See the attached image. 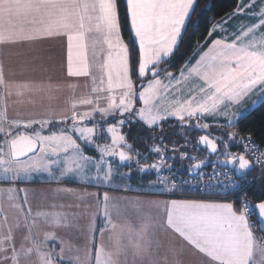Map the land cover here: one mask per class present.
I'll return each instance as SVG.
<instances>
[{
  "label": "snow or ice",
  "instance_id": "1",
  "mask_svg": "<svg viewBox=\"0 0 264 264\" xmlns=\"http://www.w3.org/2000/svg\"><path fill=\"white\" fill-rule=\"evenodd\" d=\"M196 5L197 0H126L131 35L125 42L118 0H0V48L64 38L66 74L84 78L88 89L73 95L69 110L59 116L53 110L41 118L10 119L7 97L41 93L51 85L7 79L0 60V184L10 185L0 188V264H184L185 250L199 258L197 264H264V235H257L264 234V198L253 205L245 187L248 176L259 171L264 191V149L250 134L243 137L233 130L249 109L264 103V0H236L233 11L212 23L178 72L162 68L171 65ZM233 21L239 23L230 28ZM251 97L257 98L241 109ZM172 120L181 131L201 130L192 149L203 151V158L181 151L188 147L187 137L184 144L169 146L162 136H152L149 151L156 162L147 163L124 129L140 125L155 133ZM212 127L228 132L204 131ZM233 144L240 150L233 152ZM177 156L191 161L187 172H197L198 181L208 180L204 188L222 192L226 199L146 202L151 208L163 207L164 219L158 222L139 211L145 202L112 201L104 192L97 200H102L106 226L97 240L90 219L82 246L58 236L56 229L79 228L84 213L33 212L26 190L15 186L46 174L57 185L71 181L99 187L120 175L114 161H134L139 172L157 173L162 194H170L183 185L176 176L159 174L165 166L171 172L174 165L167 161ZM206 167L212 168L207 177ZM18 191L24 193L22 201ZM56 191L83 200L71 187ZM121 203L137 209V223L126 216L123 223L112 219L113 214L124 215ZM9 211L15 213L11 219ZM157 226L179 241L163 255L153 239Z\"/></svg>",
  "mask_w": 264,
  "mask_h": 264
},
{
  "label": "crops",
  "instance_id": "2",
  "mask_svg": "<svg viewBox=\"0 0 264 264\" xmlns=\"http://www.w3.org/2000/svg\"><path fill=\"white\" fill-rule=\"evenodd\" d=\"M225 18V17H224ZM222 20V19H221ZM219 20L216 23H219ZM220 33H217L219 35ZM91 43V37L90 41ZM99 45L97 51H99ZM67 43L64 38L49 39L39 41L31 45L23 46H5L0 48V60L3 61L5 75L7 79L25 82H44L51 85V90H46L41 93H25L22 96L12 95L6 98L7 115L10 119H32L41 118L50 114L55 110L56 115L59 116L63 112L69 110V101L73 95L79 97L87 92L84 78L68 77L67 70ZM89 58L92 56V49L89 48ZM102 58V57H101ZM99 75V73H96ZM72 85L73 87H69ZM51 97V98H50ZM210 121V118H209ZM10 185L0 186V188H7ZM18 189L26 190L28 200L31 204L33 212L41 211H58L66 213H84L79 219V228H58L56 232L58 236L71 240V242L84 243V234L87 230L89 220H94L97 232L94 234L99 239V229L106 226L103 218L102 200H97V195L103 196L104 192H108L109 188L87 186L85 184H64L57 185L46 174L35 175L31 180L20 181L15 185ZM67 186L73 188L77 193L83 196V200H74L64 194H58V187ZM153 188V187H152ZM150 191L148 195H144L146 201L145 206L139 211L143 214H150L158 222L164 219L163 207L159 209L147 206L148 201L159 202L161 205L166 201L158 195L159 191L156 188ZM113 191L112 189H109ZM123 194H131L125 192H116L109 196H118L125 198ZM112 194V193H108ZM24 197L23 192H17V198L22 201ZM154 199H162L157 201ZM123 202V201H120ZM57 205L53 208L52 205ZM64 204H79V207H63L58 205ZM99 205V207H98ZM123 216L117 217L113 214L112 219L117 223H123L124 217L132 223L138 222L137 209L131 205H120ZM10 219L15 216L13 211H9ZM41 229L45 225H40ZM154 241L160 245L157 251L163 255L165 251L173 246L178 245L179 241L169 231H165L157 226L154 230ZM22 232L17 233V243H19ZM109 233H104V242L109 243ZM184 264H197L198 257L192 255L190 251L185 250L182 256Z\"/></svg>",
  "mask_w": 264,
  "mask_h": 264
},
{
  "label": "trees",
  "instance_id": "3",
  "mask_svg": "<svg viewBox=\"0 0 264 264\" xmlns=\"http://www.w3.org/2000/svg\"><path fill=\"white\" fill-rule=\"evenodd\" d=\"M118 2L122 34L125 42H128L131 34L129 21L126 17V0H118ZM235 5L236 0H197L195 12L192 14L190 22L187 23V30L183 35L182 41L179 44V50L175 53V57L172 60L171 65L169 66L167 64H162L161 67L167 68L169 71L174 73L178 72L181 65H183L185 61L192 57L196 43L198 41L203 42L212 23H216L226 17L233 11ZM136 56L137 51L136 49H133V62L135 61ZM177 126L178 122L172 120L164 122L163 130H157L155 133H150L140 125H134L131 128L126 127L124 131L127 133V139L133 145V147L140 153L144 154L149 150L151 144L153 143L151 138L152 136H162L164 141L169 146L177 141L179 139V135L175 132ZM211 129L215 130L217 128L212 127L207 130ZM223 129L228 130L227 128ZM233 130L237 131L240 136L243 137H247L250 134L251 137L264 149V103L256 106L249 114L241 119L238 122V127ZM200 134L201 132L199 130L193 131L188 137V145L192 146L195 144ZM238 150L240 149H238L237 145L232 148L233 152ZM181 151H187L191 155L194 153L199 158H203V151H193L192 148L190 150L183 149ZM169 156H171V152H169ZM173 162L183 174L188 173L187 168L191 161H181L177 156ZM147 174L145 172H140L141 177H139V175L137 176L141 184H143L145 181ZM257 174L258 171H253L248 176L245 186L250 183L252 178ZM134 181L137 182L136 180ZM247 197L253 204L264 198V191L261 190V176H259V178L247 189ZM236 207L239 208V202H237Z\"/></svg>",
  "mask_w": 264,
  "mask_h": 264
},
{
  "label": "rangeland",
  "instance_id": "4",
  "mask_svg": "<svg viewBox=\"0 0 264 264\" xmlns=\"http://www.w3.org/2000/svg\"><path fill=\"white\" fill-rule=\"evenodd\" d=\"M239 21H233L231 22V24L229 25V27L231 28L233 25L238 24ZM257 97H251L249 98L247 101H245V103L243 105H241V109L248 107V105L251 104L252 100L256 99ZM253 109H249L248 113L249 114ZM246 114V115H247ZM245 115V116H246ZM210 122V121H209ZM193 131H196L195 129H186L184 131H181L179 129V127H176L175 132L179 135V139L177 141H175L174 143L179 146L184 144L185 142V137H189ZM206 132H210L213 135H216L218 133H223V134H227L228 130L226 129H211V130H207ZM236 146L235 144L232 145V148ZM192 148L191 145H188L187 148H181V150L186 149V150H190ZM87 151L92 154L95 155L94 152H92V149H87ZM144 161H148L149 157L147 155V152H145L144 154L141 153ZM192 155H195L194 153H192ZM196 156V155H195ZM143 162V161H142ZM114 169L115 172L119 173L120 175H116L115 178L113 179V181L110 184H101L99 187L102 188H109L112 189L113 191L107 189V193H112V194H108V195H113V193L118 192H125V193H131L129 194H123L125 195V198H121L118 196H109L111 198L112 201H146V199L144 198V195H148V193L152 190H154L152 187L149 186H145L143 184H141L139 182V179L137 178V176L139 175V177H141L140 172L138 171V167L135 165V162H126L125 164H119L118 161H114ZM129 170H131V175H128ZM136 180L137 182H135L134 180ZM65 184H74V182L71 181H66ZM78 184H82V183H78ZM4 185H8V184H0V186H4ZM87 186H95L97 187L94 183L88 184ZM157 201H161L162 199H154ZM165 200H170V199H165ZM54 211V210H53ZM74 245L76 246H82L83 243H76V242H72Z\"/></svg>",
  "mask_w": 264,
  "mask_h": 264
},
{
  "label": "built area",
  "instance_id": "5",
  "mask_svg": "<svg viewBox=\"0 0 264 264\" xmlns=\"http://www.w3.org/2000/svg\"><path fill=\"white\" fill-rule=\"evenodd\" d=\"M252 140L259 146L260 149H263V147L260 146L253 138H252ZM147 155L149 157V160L147 161V163L156 162V160H155L156 154L155 153H151L148 150ZM167 162L172 163L174 165V168L170 172V170L165 166L162 169L159 176H166L169 179H171L172 176H176L177 180L183 186H182V188H180L179 190H177L174 193H170V194L169 193H163L162 194L163 185L156 183V181L159 178L158 174L155 173L154 171H148L147 177H146L145 181L143 182V184L145 186H149V187H153V188L158 189V191H159L158 195L160 197H162L164 199H194V200H216V201H221V200L226 199V197L223 196L222 192H221V194H214V193H211L210 190L203 187V186L208 184V180L206 178L200 179L198 181V179H197L198 173H196L195 175H190L189 173L183 174L179 170V168L174 164L172 159H168ZM220 170H223V169L222 168L218 169V171H220ZM211 172H212V168L204 169L205 177L210 175ZM259 176H260V172L258 171V174L256 176H254L252 178L251 182L245 186L246 189H248L252 185V183L255 182L259 178ZM185 181H187V183H184ZM213 183H215V181H213ZM250 220L253 223H255L256 222V215L253 214L250 217ZM257 235H263V234L258 232Z\"/></svg>",
  "mask_w": 264,
  "mask_h": 264
},
{
  "label": "water",
  "instance_id": "6",
  "mask_svg": "<svg viewBox=\"0 0 264 264\" xmlns=\"http://www.w3.org/2000/svg\"><path fill=\"white\" fill-rule=\"evenodd\" d=\"M194 123V122H193ZM196 130H199L200 132H201V130L200 129H196ZM204 131H206V130H204ZM207 168H209V167H206L205 169H207ZM146 174L148 173V172H145ZM197 172H195V171H193L190 175H195ZM264 235V234H263Z\"/></svg>",
  "mask_w": 264,
  "mask_h": 264
}]
</instances>
